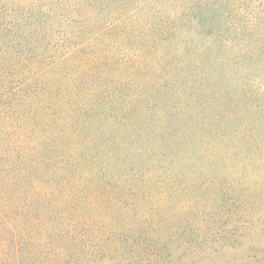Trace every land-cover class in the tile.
<instances>
[{"label":"rangeland","instance_id":"1","mask_svg":"<svg viewBox=\"0 0 264 264\" xmlns=\"http://www.w3.org/2000/svg\"><path fill=\"white\" fill-rule=\"evenodd\" d=\"M144 1L0 0V55L12 44L20 46L24 37L59 32L62 37L71 35L74 42H85L106 21L128 16ZM156 2L152 0L153 5ZM163 2L173 3L159 0L158 4ZM187 7V20L196 26V20L205 19V26L186 36L182 25L163 32L159 26L136 30L125 22L128 34L118 39L117 32L106 33L103 49L98 46L103 54L93 62L85 58V47L68 59L52 62L48 69L51 61L17 68L20 61L6 56V73H43L23 86L22 80H16L17 91L0 105V245L8 247L3 252L0 246V264L30 259L33 239L43 230L40 219L45 208L42 191L33 182L71 171L73 161L66 162L64 150L75 151L80 144L90 150L87 157L95 159L86 171L102 167L101 179L107 183L113 180L112 167L117 163L139 167L142 163V179H148L155 168L170 177L189 174L185 189L193 192L182 193L181 198L195 199L194 216L201 211L222 216L214 224L218 238L208 240L203 249L181 254L188 264L263 263L257 259L264 258V223H258L255 210L248 211L264 207L255 188L244 185L230 191L219 184L212 187L209 181L234 171L247 172L239 164L251 158L249 148L264 150V29L257 23L245 24L251 29L241 43L250 48L249 57L240 51H215L214 40L226 26L221 12L212 2L204 5L199 0H191ZM23 49L25 55L31 53L30 47ZM32 52L41 53L39 47ZM10 115L20 117L15 137L24 130L31 134L16 138L8 151L1 132ZM69 116L70 123L65 124ZM190 171H197V176ZM97 180L95 176L86 181L91 188ZM5 211L10 220L1 215ZM28 211L33 212L32 225L25 219L19 227H29L30 238L20 234L12 216L20 212L25 218Z\"/></svg>","mask_w":264,"mask_h":264},{"label":"trees","instance_id":"2","mask_svg":"<svg viewBox=\"0 0 264 264\" xmlns=\"http://www.w3.org/2000/svg\"><path fill=\"white\" fill-rule=\"evenodd\" d=\"M156 1L157 5H153L152 0H145L128 16H121L113 22L106 21L102 28L85 42H74L71 35L62 37L58 32L35 38L24 37L19 43L20 46L12 44L4 55H0V105L3 104L5 97H10L17 91L14 87L16 80H22L23 86L39 78L43 73L42 71L31 75L6 73L7 55L20 61L17 68H24L29 64L35 65L38 62L48 64L51 61L47 66L48 69L52 66V62L55 64L68 59L85 47L86 51L88 49L85 58L93 62L103 54L98 46L103 49L106 33L117 32L118 39H123L128 34L129 27L125 22L135 25L136 30L145 27L149 28L148 31H152L155 26H159L163 32L176 31L182 25L186 36L193 29L206 24L205 19L201 18L194 23L196 26L192 25L194 21L187 20L189 15L187 5L191 0H171L173 3L167 5L168 2H163V6L158 4L159 0ZM199 1L204 5L211 2L216 5L226 24L221 36L218 40H214L215 51L223 53L240 51V54L244 53L245 57H249L250 48L241 43L251 29L250 25L245 24L257 23L264 29V0ZM99 20L103 21L104 18ZM150 20L153 21V26L150 25ZM24 45L31 48L29 55H25ZM92 45L96 46L92 47ZM34 47H39L41 53L33 55ZM102 114L109 115L113 119L119 118V114L114 112L112 115L107 112ZM6 117L9 120L7 128H3L1 133L7 137L4 138L8 144L6 149L9 151V146L17 138L14 126L20 122V117L18 115ZM71 117L63 122L69 124ZM30 134L29 131L24 130L23 133L18 134L17 139ZM85 146L80 144L75 151L68 147L64 150L66 162H70V159L73 161L74 168L71 171L66 169V172L60 174H48L46 178L33 182L34 188L42 191L45 202L44 216L40 219L43 230L33 239L35 247L30 259L17 261L16 258L15 264H188L181 254L186 251L187 255L194 249H203L207 246L208 240L219 236L217 226L214 224L219 222L221 213L218 217L214 213L201 211L194 216L193 210L197 206L195 199L181 198L182 193L193 192L189 188L185 189V186H188V173H184L181 177L180 175L170 177L167 171L164 173V169L157 171L155 168L148 179H142L140 175L143 172L142 163L140 167L117 163L112 167L114 178L107 183L103 178L101 179L104 176L102 167L93 173L86 171V167L94 163L95 159L87 157L89 154L87 152L90 150ZM75 153L81 155L77 157ZM249 153L251 158L242 159L239 164L247 172H230L229 176L218 180L214 177L216 175H213L214 178L209 184L212 187L219 184L230 191L244 185L254 187L255 197H259V204L262 207L264 206V150L259 152L249 148ZM9 155L10 152L5 157ZM77 158L79 159L76 163L74 159ZM257 163L262 166L258 167ZM190 173L194 176L198 174L197 171ZM95 176L98 180L94 187L90 188L86 180ZM190 184L193 188L198 187L196 182ZM106 191L111 192L105 194ZM246 191L248 189L244 192ZM226 195L228 193L224 194ZM253 210H255L254 214L258 215V223L263 226L264 207L248 209V211ZM32 214V211H28L25 218L20 212L12 215L13 220L18 221L16 225L21 231L20 234L29 238L31 237L29 227L24 226L20 229L19 222L27 219V223L32 225ZM1 215L6 220H10L8 211L2 212ZM228 215L231 216L229 219L236 221L233 214ZM245 219L246 217L237 220L245 221ZM205 222L207 224L202 225ZM0 246L3 252L7 251L8 247ZM179 250L182 251L180 254ZM257 260L263 262L260 264H264L263 257H258Z\"/></svg>","mask_w":264,"mask_h":264}]
</instances>
